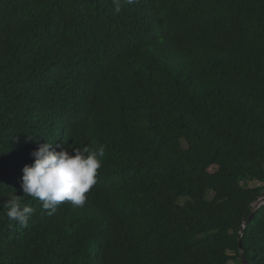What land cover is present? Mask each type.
<instances>
[{
    "label": "trees",
    "instance_id": "obj_1",
    "mask_svg": "<svg viewBox=\"0 0 264 264\" xmlns=\"http://www.w3.org/2000/svg\"><path fill=\"white\" fill-rule=\"evenodd\" d=\"M47 141L104 146L82 207L23 196ZM263 197L264 0H0V264H245L250 217L264 264Z\"/></svg>",
    "mask_w": 264,
    "mask_h": 264
},
{
    "label": "clouds",
    "instance_id": "obj_2",
    "mask_svg": "<svg viewBox=\"0 0 264 264\" xmlns=\"http://www.w3.org/2000/svg\"><path fill=\"white\" fill-rule=\"evenodd\" d=\"M127 4L135 0H124ZM116 11L121 10V0H113ZM71 149V151L69 150ZM31 156L34 162L24 165L21 189L23 196L41 202L44 211H54L65 202L74 207H82L88 193L97 182L99 170L105 157L103 145L93 148L88 144L81 147H62L56 150L53 143L39 144ZM16 194L3 203L7 217L21 226L27 227L34 209L24 204Z\"/></svg>",
    "mask_w": 264,
    "mask_h": 264
},
{
    "label": "water",
    "instance_id": "obj_3",
    "mask_svg": "<svg viewBox=\"0 0 264 264\" xmlns=\"http://www.w3.org/2000/svg\"><path fill=\"white\" fill-rule=\"evenodd\" d=\"M261 204H264V197L262 198V201H261ZM252 217L248 218L247 220H245L244 222V226H243V229L241 231V235H240V240H241V244H240V250H241V253H242V256L244 258V262L245 264H249L247 259H246V254H245V250H244V245L242 243V238H243V234H244V228L246 227L247 223L249 220H251Z\"/></svg>",
    "mask_w": 264,
    "mask_h": 264
},
{
    "label": "rangeland",
    "instance_id": "obj_4",
    "mask_svg": "<svg viewBox=\"0 0 264 264\" xmlns=\"http://www.w3.org/2000/svg\"><path fill=\"white\" fill-rule=\"evenodd\" d=\"M246 184L249 185V186H251V187L256 186V183L255 182H252V181H248ZM229 264H235V262L231 261Z\"/></svg>",
    "mask_w": 264,
    "mask_h": 264
}]
</instances>
